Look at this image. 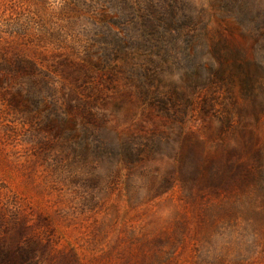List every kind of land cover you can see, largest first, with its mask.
<instances>
[{
	"label": "rangeland",
	"instance_id": "rangeland-1",
	"mask_svg": "<svg viewBox=\"0 0 264 264\" xmlns=\"http://www.w3.org/2000/svg\"><path fill=\"white\" fill-rule=\"evenodd\" d=\"M0 264H264V0H0Z\"/></svg>",
	"mask_w": 264,
	"mask_h": 264
}]
</instances>
